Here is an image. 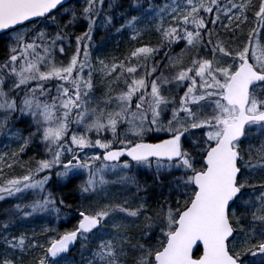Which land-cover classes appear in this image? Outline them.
<instances>
[{
	"label": "snow or ice",
	"instance_id": "6c2138e0",
	"mask_svg": "<svg viewBox=\"0 0 264 264\" xmlns=\"http://www.w3.org/2000/svg\"><path fill=\"white\" fill-rule=\"evenodd\" d=\"M0 203V264H264V0H0Z\"/></svg>",
	"mask_w": 264,
	"mask_h": 264
},
{
	"label": "rangeland",
	"instance_id": "374dc122",
	"mask_svg": "<svg viewBox=\"0 0 264 264\" xmlns=\"http://www.w3.org/2000/svg\"><path fill=\"white\" fill-rule=\"evenodd\" d=\"M77 32L79 34V28L77 29ZM94 43L100 47V51H94V55H120V53L127 47L126 38H122L115 34L108 36L102 32L94 36ZM118 46L119 50H117ZM28 228L29 226H25V224L23 225L24 230H27Z\"/></svg>",
	"mask_w": 264,
	"mask_h": 264
},
{
	"label": "trees",
	"instance_id": "16d2710c",
	"mask_svg": "<svg viewBox=\"0 0 264 264\" xmlns=\"http://www.w3.org/2000/svg\"><path fill=\"white\" fill-rule=\"evenodd\" d=\"M31 154V153H29ZM27 157H25L26 159ZM74 185H69L67 188L63 189V193L65 194L66 199L72 203L74 202L75 198H76V193L74 192ZM8 203H0V207H7ZM46 222L47 219H36L34 224L32 226H29V228L27 229L28 231H31L32 229H35L37 232H39L41 227L46 226ZM60 230L63 231L65 228H70L71 224L69 223H62L59 225Z\"/></svg>",
	"mask_w": 264,
	"mask_h": 264
},
{
	"label": "bare ground",
	"instance_id": "6f19581e",
	"mask_svg": "<svg viewBox=\"0 0 264 264\" xmlns=\"http://www.w3.org/2000/svg\"><path fill=\"white\" fill-rule=\"evenodd\" d=\"M34 222H35V220L32 221V222H30V223H25V226H26V225H30V226H32V225L34 224ZM26 228H27V227H26Z\"/></svg>",
	"mask_w": 264,
	"mask_h": 264
}]
</instances>
